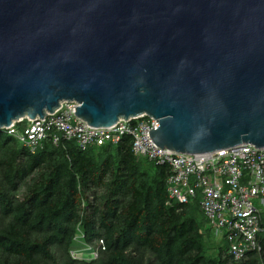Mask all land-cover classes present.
<instances>
[{
    "label": "water",
    "instance_id": "obj_1",
    "mask_svg": "<svg viewBox=\"0 0 264 264\" xmlns=\"http://www.w3.org/2000/svg\"><path fill=\"white\" fill-rule=\"evenodd\" d=\"M63 103L177 154L264 149V0H0V134Z\"/></svg>",
    "mask_w": 264,
    "mask_h": 264
},
{
    "label": "trees",
    "instance_id": "obj_2",
    "mask_svg": "<svg viewBox=\"0 0 264 264\" xmlns=\"http://www.w3.org/2000/svg\"><path fill=\"white\" fill-rule=\"evenodd\" d=\"M169 176L167 167L137 159L129 139L86 151L47 143L32 153L0 134V264H264V235L262 257L238 263L225 240L211 255L200 197L169 206ZM100 240L99 259L73 258Z\"/></svg>",
    "mask_w": 264,
    "mask_h": 264
},
{
    "label": "built area",
    "instance_id": "obj_3",
    "mask_svg": "<svg viewBox=\"0 0 264 264\" xmlns=\"http://www.w3.org/2000/svg\"><path fill=\"white\" fill-rule=\"evenodd\" d=\"M76 103H63L36 121L23 120L4 130L32 153L51 144L74 142L88 150L130 140L137 159L167 167L168 205L187 206L200 197L202 214L212 230L223 236L228 254L240 263L262 257L264 235V149L246 145L208 155L177 154L156 145L151 131L159 127L151 117L121 120L110 129L89 126L76 117Z\"/></svg>",
    "mask_w": 264,
    "mask_h": 264
},
{
    "label": "rangeland",
    "instance_id": "obj_4",
    "mask_svg": "<svg viewBox=\"0 0 264 264\" xmlns=\"http://www.w3.org/2000/svg\"><path fill=\"white\" fill-rule=\"evenodd\" d=\"M26 194V186L23 185L20 189V191L17 193L16 198L22 199ZM203 232H207V229L203 228ZM81 236H77V241L81 243ZM206 237V246L209 250V253L213 256H217L219 253V250L225 246L224 238L223 236L219 235L214 230H211V232L205 236ZM90 248H88L85 252L76 253L73 252L72 256L74 259H77L79 261H85V262H91L93 260L99 259L103 252H104V243L103 241H98L95 245L92 247V251H89ZM15 261L18 262L19 260L15 258ZM15 261H12L11 264L16 263ZM235 264V263H232Z\"/></svg>",
    "mask_w": 264,
    "mask_h": 264
}]
</instances>
